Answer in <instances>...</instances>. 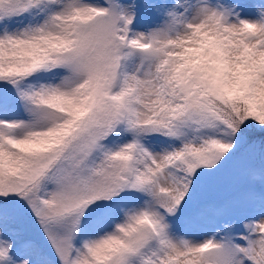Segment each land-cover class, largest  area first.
Wrapping results in <instances>:
<instances>
[{"label": "snow or ice", "instance_id": "1", "mask_svg": "<svg viewBox=\"0 0 264 264\" xmlns=\"http://www.w3.org/2000/svg\"><path fill=\"white\" fill-rule=\"evenodd\" d=\"M0 264H264V0H0Z\"/></svg>", "mask_w": 264, "mask_h": 264}]
</instances>
